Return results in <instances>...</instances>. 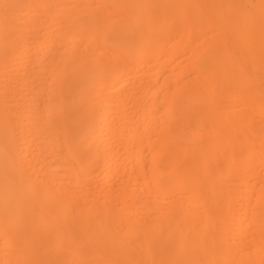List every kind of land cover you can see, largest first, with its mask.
<instances>
[{
  "label": "bare ground",
  "instance_id": "6f19581e",
  "mask_svg": "<svg viewBox=\"0 0 264 264\" xmlns=\"http://www.w3.org/2000/svg\"><path fill=\"white\" fill-rule=\"evenodd\" d=\"M0 209L79 211L71 264H264V0H0Z\"/></svg>",
  "mask_w": 264,
  "mask_h": 264
},
{
  "label": "rangeland",
  "instance_id": "374dc122",
  "mask_svg": "<svg viewBox=\"0 0 264 264\" xmlns=\"http://www.w3.org/2000/svg\"><path fill=\"white\" fill-rule=\"evenodd\" d=\"M5 211V212H4ZM15 211H18V210H10V209H0V231L5 235V233H4V231H5V229L3 228V226L8 230L9 228V230H10V232H11V230H12V228H14V226H15V229H17V230H15V229H13L14 230V232L16 231V232H18V233H16L17 234V236L15 237V233H13V236L11 237V240H12V243L13 244H15V243H17L18 241H16V239H20L21 240V242H23V247L22 246H19V245H17V244H15V245H13V246H11L12 245V243L10 244V242H9V238L5 241V239H4V236H1L2 237V241L0 240V244L2 245V246H0V247H3V248H0V250L3 252V256L5 257V258H3V256H2V261L3 260H5L4 261V263L6 264V262H10V263H12L11 262V258L10 257H13V260H15V259H17V258H15L14 259V257L16 256V255H12V256H8L7 254H4V251L6 252V243L7 242H9L8 244H9V248H10V246H11V248L10 249H12V251H13V247H18V248H14V253H16V254H18V253H23V252H26V253H24V257L23 258H25L24 260H23V258H22V260H23V262H20L21 264L23 263H27V264H36V263H38V264H45V263H43L42 261H46V262H48L49 264H71V262H70V259H71V257L70 256H73L75 253H76V255L77 256H79L80 258H78L76 261L78 262H80L82 259H86V258H91V252H92V250H90V249H93V246H94V244L97 242V240H98V234L96 233V231H95V229L93 228V227H89V226H87L86 224H85V222H83V223H79V221L81 222L82 221V219H83V221H85L84 220V217L82 218L81 216H79V215H77L78 216V218H80L81 217V219H78L77 218V216L75 215L77 212H79V211H77V212H75V214H68V215H61L60 214V212H65V213H69V211L70 212H74L73 210H64V211H59V210H57V211H55V210H51V212H52V214H50V211H47V210H33V213L32 214H30V216L32 217V218H29V216H27L28 214H26V213H28L27 212V210L25 211V212H23V210L22 211H19V213L18 212H15ZM45 212H47L44 216H43V214ZM56 214H55V213ZM5 213H6V215H5ZM48 213H49V215L50 216H52V217H50V216H47L48 215ZM41 214V215H40ZM78 214V213H77ZM16 215V216H15ZM18 215H20L19 216V218L21 219H18L17 217H18ZM33 215V216H32ZM35 216H38V218L37 217H35ZM40 216H42V218H41V220L39 221V218H40ZM58 216V217H57ZM68 216V217H67ZM72 216V217H71ZM8 217V218H7ZM45 217V218H44ZM49 217V218H48ZM7 218V219H6ZM13 218V219H12ZM22 218L23 219H25L24 221L22 220ZM34 218V219H33ZM43 218H44V220H43ZM46 218H48V219H50L51 218V222H50V224H52L53 226L51 227V225L49 224V223H47L48 222V220H45ZM53 218V219H52ZM59 218V219H58ZM77 218V219H76ZM5 219V220H4ZM31 219H33V220H31ZM54 219H56V220H54ZM17 220H19V221H17ZM43 220V221H42ZM76 220V221H75ZM10 221V222H9ZM15 221V222H14ZM19 222V223H17V222ZM31 221V222H30ZM50 221V220H49ZM78 221V222H77ZM3 222H4V224H3ZM8 222V223H7ZM13 222V223H12ZM20 222H21V224H20ZM27 222V223H26ZM31 223V225H32V227H31V225H29L30 223ZM76 222V223H75ZM10 223V224H9ZM15 223L17 224V226L15 225ZM26 225H25V224ZM79 223V224H78ZM9 225V227L7 226V225ZM19 224V225H18ZM14 225V226H13ZM22 225V226H21ZM19 226L21 227V228H19ZM68 226V227H67ZM76 226H77V228H76ZM12 227V228H11ZM17 227V228H16ZM23 227V228H22ZM25 227H26V229H27V232H28V234H27V232L26 231H24V229H25ZM33 227H35L34 228V230H33ZM51 227V228H53L52 229V231H50L51 230V228H50V230H49V228ZM71 227H72V229H71ZM74 227V228H73ZM43 228V229H42ZM4 229V231H2ZM21 229V230H20ZM31 229L33 230V232L34 233H32L31 232ZM5 231V232H9V230L8 231ZM12 230V231H13ZM44 232V238H43V235H42V231ZM69 230V231H68ZM74 230H75V232H74ZM35 231H36V233H35ZM41 231V232H40ZM55 231V232H54ZM66 231V232H65ZM72 231H73V233H72ZM22 233V232H25V235L24 236H29V235H31V236H29L30 238L28 239L27 237H24L23 235H19V233ZM30 232H31V234H30ZM2 233H0V234H2ZM12 233V232H11ZM20 233V234H21ZM45 233H47V238L45 237ZM48 233H50V234H53V235H50V234H48ZM34 234V235H33ZM10 235V234H9ZM12 235V234H11ZM67 235V236H66ZM73 235V236H72ZM7 236H8V233H7ZM34 237V240H33V237ZM52 236V237H51ZM10 237V236H9ZM75 237H77L76 239H75ZM85 239V240H83V238ZM5 238H7V237H5ZM15 239V241L13 242V240ZM38 238V239H37ZM56 238V239H55ZM66 238V239H65ZM96 238V239H95ZM4 239V240H3ZM32 239V240H31ZM37 239V240H36ZM46 239V240H45ZM48 239V240H47ZM51 239H53V240H51ZM55 239V240H54ZM82 239V240H81ZM3 241H5V243H3ZM37 241V244H39V245H36V244H34L35 242ZM25 242H27V243H25ZM83 242V243H82ZM88 245H87V244ZM4 244H5V246H4ZM19 244H21V243H19ZM35 246H34V245ZM34 247H33V246ZM24 246L26 247V249L24 250L23 248H24ZM4 247H5V249H4ZM22 247V248H21ZM35 247H37V248H35ZM41 247V248H40ZM85 247H86V249H85ZM87 247H89L88 249H87ZM8 248V247H7ZM35 248V249H34ZM38 248H40V249H38ZM67 249H70V250H67V252H69L70 251V253H68V255L69 256H67V253H66V250ZM84 249H85V251H84ZM26 250H28V251H26ZM35 250V251H34ZM59 250V251H58ZM63 250H65L64 252H62ZM71 250H73L72 252H73V255H72V252H71ZM87 250V251H86ZM1 251H0V254L2 255V253H1ZM38 251H40V252H38ZM88 251H90V253L88 252ZM31 254V257H29L30 255L28 254ZM55 252H58L57 253V255H58V257H59V254L62 256H60V261H59V258L57 257V255H55ZM60 252V253H59ZM62 252V253H61ZM35 253V254H34ZM78 253V254H77ZM71 254V255H70ZM29 255V256H28ZM89 255V256H88ZM42 256V257H41ZM21 257H22V255H21ZM21 257H18V259L20 258V260H21ZM38 257H40V258H38ZM70 257V258H69ZM74 257H75V255H74ZM82 257V258H81ZM11 259V260H8V259ZM31 258V259H30ZM52 258H56L57 259V261L56 260H54V259H52ZM76 258V257H75ZM7 259V260H6ZM40 259H42V261L40 260ZM62 259V260H61ZM56 261V262H55ZM58 261L59 262H61V263H58ZM72 261V260H71ZM42 262V263H41ZM14 263V262H13ZM16 263H17V261H16ZM20 263H17V264H20ZM47 263V264H48Z\"/></svg>",
  "mask_w": 264,
  "mask_h": 264
}]
</instances>
